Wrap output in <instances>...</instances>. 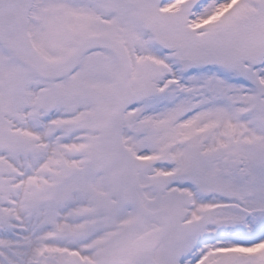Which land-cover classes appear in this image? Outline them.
I'll return each instance as SVG.
<instances>
[{"label":"snow or ice","instance_id":"6c2138e0","mask_svg":"<svg viewBox=\"0 0 264 264\" xmlns=\"http://www.w3.org/2000/svg\"><path fill=\"white\" fill-rule=\"evenodd\" d=\"M0 264H264V0H0Z\"/></svg>","mask_w":264,"mask_h":264}]
</instances>
